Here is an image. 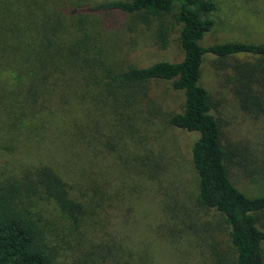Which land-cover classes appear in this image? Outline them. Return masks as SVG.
<instances>
[{
    "label": "rangeland",
    "instance_id": "obj_1",
    "mask_svg": "<svg viewBox=\"0 0 264 264\" xmlns=\"http://www.w3.org/2000/svg\"><path fill=\"white\" fill-rule=\"evenodd\" d=\"M100 1L107 0L81 3ZM212 1L216 24L200 41L203 47L264 45V0ZM59 21L58 42L79 57L78 71L59 65L54 78L35 84L43 85L37 98L30 94L17 105L16 129L0 122V181L35 182L38 169L48 166L81 205V214L70 218L41 190L25 200L54 264H218L233 258L222 217L196 203L191 148L198 134L167 122L181 111L183 93L166 81L137 89L104 78L108 70L181 61L180 25L168 15L163 41L158 20L143 24L114 14L102 22L69 15ZM211 58L204 59L201 84L222 123L230 179L251 197L264 195V118L239 108ZM2 68L10 75L18 69ZM259 226L264 230L263 222Z\"/></svg>",
    "mask_w": 264,
    "mask_h": 264
},
{
    "label": "trees",
    "instance_id": "obj_2",
    "mask_svg": "<svg viewBox=\"0 0 264 264\" xmlns=\"http://www.w3.org/2000/svg\"><path fill=\"white\" fill-rule=\"evenodd\" d=\"M215 10L212 0H0V122L16 129L20 121L15 117L17 105L30 94L37 98L43 85L35 84L54 78L59 65L78 71L79 57L58 42L62 16L93 17L102 22L109 15L121 14L143 24L158 20V34L165 41V19L171 15L180 25L182 60L108 70L105 82L144 89L151 82L166 81L183 93L181 111L171 114L167 122L198 134L191 148L196 203L222 217L234 249L233 258L218 264H264V230L259 226L264 223V195L251 197L231 181L227 166L231 153L223 142L222 123L214 114L210 93L201 84L204 59L212 57L214 70L224 76L239 108L264 118V45L227 42L203 47L200 41L216 24L211 17ZM4 65L18 69L10 75ZM34 178L35 182L11 177L0 181V264H54L44 232L25 205L26 198L38 190L67 217L81 214V205L53 169L43 166Z\"/></svg>",
    "mask_w": 264,
    "mask_h": 264
}]
</instances>
